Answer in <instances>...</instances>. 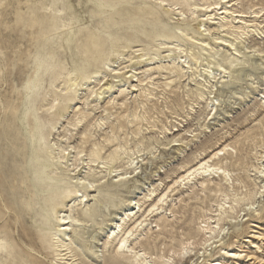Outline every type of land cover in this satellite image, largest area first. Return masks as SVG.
Returning a JSON list of instances; mask_svg holds the SVG:
<instances>
[{
  "label": "rangeland",
  "instance_id": "1",
  "mask_svg": "<svg viewBox=\"0 0 264 264\" xmlns=\"http://www.w3.org/2000/svg\"><path fill=\"white\" fill-rule=\"evenodd\" d=\"M140 1L127 0L120 4L130 11ZM165 1L177 4L176 9H179L170 12L166 6L158 8L160 25L189 29L183 34L177 33L180 37L177 40L154 36L138 40L129 38L136 28L119 23L118 15L113 21L106 20L110 12L116 13L118 9L109 0H0V140L7 134L2 127L12 121L9 104L15 100L14 93L22 91L23 100H33L29 105H19L21 113L29 109L35 126L36 134L30 143V165L39 164L44 172L40 175L30 173L37 183L31 190L38 192L40 198L34 208L39 212L42 206L51 204L57 212L83 221L70 233L73 252L77 253L76 263L107 264L111 261L117 242L108 244V234L113 220L117 216L124 217L129 209L126 203L130 201L138 202L140 210L135 207L123 229H131L142 221L131 243L136 251L146 252L150 264L228 263V253H223L222 248L248 252L250 245L245 239L253 231L264 233V176L259 178L255 170L258 166L255 157L264 155V0H226L229 2L219 6L228 10L224 20L218 9L210 13L206 10L217 0H188L189 4L197 6L194 14L188 13L192 8L181 5V0ZM180 11L185 13L184 18ZM17 17L32 21L33 27L19 33ZM127 18L124 15L121 20ZM199 23L202 27L197 30L194 26ZM19 27L22 29L23 23H19ZM41 27L46 35L40 33ZM91 32L96 33L107 51H121L122 46L127 48L118 60H113L117 61L115 64L111 62L109 68L100 69L97 79L83 84L86 80L79 48ZM201 41L209 45L207 51L198 45ZM163 42L169 43L168 46H161ZM178 43L183 53L166 49ZM138 49L141 50L139 54H147L144 58L149 62L137 61V53L132 54V61H129L130 53ZM47 50L55 51L54 57L47 56ZM154 53L158 56L153 58ZM191 53L199 57L198 63L189 56ZM185 54L192 71L180 80V72L170 69L172 59ZM210 55H214V59H210ZM233 55L241 63L230 67ZM209 60L229 70L224 79H211L215 88L210 96L218 100L215 115L210 112L209 100L198 97L200 91L208 89L205 88L208 71L220 70L216 66L207 70ZM126 66L127 70L122 72L132 69L136 78L129 79L128 83L112 78L115 76L113 68ZM99 81L100 84L96 83ZM107 83L110 90L96 100L91 92ZM128 84L137 86V92L127 95L132 90ZM68 97L73 100L67 102ZM52 106L54 109L50 110ZM59 111L64 117L53 116ZM84 115L88 116L85 120ZM63 136L69 138L68 141ZM60 145L68 146L71 155L65 165L54 167L52 157H57ZM225 145L230 147V152L225 159L214 163L227 170V181L205 177L187 184L179 183V177L187 170ZM47 147L52 148V155ZM38 151L45 153L48 159L36 158ZM76 151L81 152L86 162L95 160L92 152L98 151L99 158L96 167L88 169L84 164L79 173L78 177L83 178L90 175L89 179L98 186L85 191L87 203L75 210L70 208L72 201L61 202L55 195L67 188ZM128 160L134 161L132 169L139 161L132 174L134 177L114 183L117 180L114 176L128 169ZM115 169L119 172H113ZM51 178H60L57 188L53 187L54 182L50 183ZM73 178L74 182L76 177ZM112 182L115 187L109 194L102 185ZM12 185L11 182L6 184L10 194L14 193ZM259 187L262 193L256 196L250 210H245L249 206L244 203L234 202L235 198L243 199ZM162 195H165L164 203L149 212ZM222 204L224 208L232 205L239 211L238 222H220L225 229L223 239L219 247L211 252L208 248L205 253L200 250L204 239L201 227L208 219L212 227L217 225ZM12 208V203L1 208L5 216L0 221V264H40L33 253L45 257L43 264H61L55 258V253L59 252L51 237L53 225L44 229L41 221L32 216H26L23 224L25 214L19 215ZM27 235L29 239L24 240L22 236ZM189 247L193 252L179 262L180 252ZM33 248L35 251L31 250ZM249 254L264 259V253ZM125 259L133 264L143 261L129 254ZM259 259L247 261V258L237 264H260Z\"/></svg>",
  "mask_w": 264,
  "mask_h": 264
},
{
  "label": "bare ground",
  "instance_id": "2",
  "mask_svg": "<svg viewBox=\"0 0 264 264\" xmlns=\"http://www.w3.org/2000/svg\"><path fill=\"white\" fill-rule=\"evenodd\" d=\"M111 2H114L116 6L118 7L116 13L110 12L108 16L106 17L107 21H113L115 19V15L119 16V23L128 24L132 28H136V32L128 35L129 38L138 40L139 37H143L145 39L151 38V37H162L166 39H178L177 33L183 34L184 30H189L187 26L181 27V26H161L159 18H160V12L158 11V8L160 7H168V11L173 12L176 9L177 4H170L167 3L165 0H155L153 3L146 2V0H141L140 2H136V5L132 7V10L128 11L122 7L120 4L121 2L127 1V0H109ZM181 5H184L186 8H192V10H189L188 13L194 14L195 10L197 9V6L191 5L188 3V0H181ZM229 1H222L217 0L213 4H210L207 6L206 10L207 12H212L216 9L220 11L219 15H223L221 19L224 20L226 18V15L228 14V10L226 8H222L219 6L221 4L227 3ZM120 4V5H119ZM181 15V18L185 17L184 12H179ZM124 15L128 16L127 19L121 20V17ZM19 23H23V28L21 29L19 27ZM16 25L18 26L17 30L19 33L23 32L24 28H32V21H28L22 17H17L16 19ZM202 27V24L199 23L198 25L194 26L195 29L199 30V28ZM25 29V30H27ZM29 29V30H30ZM37 33H39L37 31ZM40 33H43L42 35H46V31H44V27L40 28ZM27 34V32H26ZM200 45L203 49V51H207L206 46L209 47L205 41H201ZM169 43L163 42L160 43L161 46H168ZM230 47L234 48V45L232 42H229L228 44ZM45 49V45H42ZM172 47H167L166 49H169V51L178 50V54L183 53L184 50L182 49V46L178 43L176 45H173ZM126 46L121 47V51H107L101 43L100 38L96 35L95 32H91L87 35L86 39L80 46L81 56L84 63V80H86L83 84H86L88 80L91 79H97V76L100 74V69L104 70L105 67L109 68V64L113 62L115 64L117 61H113L114 59L118 60L122 55L123 52L126 50ZM130 50V47H128ZM210 50H213L210 48ZM141 50H135L130 53L128 56L129 61H132V54L137 53L135 56L137 57V61L139 62H149L147 58H144L147 54H139ZM45 54L50 57H54L55 51L47 50L45 51ZM158 54L154 53L153 58L157 57ZM194 63H198L199 57H197L194 53H191L189 55ZM125 58V57H124ZM183 60H180V59ZM209 58L214 59V55H210ZM234 60H229L230 67H235L239 63H241V60H239L238 57H235L233 55ZM238 58V59H237ZM172 65L170 71H178V78L181 80L182 78H185L186 75L190 74L192 71V65L189 64L190 60H188L187 55L180 56L177 59H172ZM184 64L183 66L180 64ZM27 64V62H26ZM235 64V65H233ZM101 66V67H100ZM211 66L217 67L220 70L215 72L214 70H210ZM113 67V66H112ZM27 68V67H26ZM128 66L123 68H113L111 71L114 72L113 75H115L114 79H118L119 83H128L129 79H133L137 77V74H135V71L130 69L129 71L122 72V70H127ZM207 70L208 71V81L207 86L205 88L207 90L200 91L198 94V97L200 99H205L208 101V106L210 107V112L213 111L214 115L217 113V106H218V100H214V96L211 97L210 95L214 91V82H211V79L213 80H220L224 79L226 76V73H229L228 69H225L220 63L214 62L212 60H209L207 62ZM110 71V72H111ZM111 72V73H112ZM130 74V75H129ZM111 76V75H110ZM188 78V77H187ZM130 81V80H129ZM139 81V80H137ZM100 84L99 82H96ZM133 83V81H131ZM106 85V86H105ZM130 87H132V90L130 92H127V95H131L134 92H137L135 88L137 86H134L132 84H128ZM103 88V91H101V88ZM93 90V89H92ZM110 87L109 84H102V86L97 91H92L91 94L94 95V98L96 100L102 99L101 95L104 91H109ZM128 90V89H127ZM206 93V94H205ZM15 100L9 104L11 108V122L7 124L6 126L2 127L3 131H6V138L4 140H0V221L5 216V213L2 212L1 208H6L8 205L13 206V211L16 213L18 212L19 215L25 214L22 218V223L25 224L27 219L25 218L32 216V218H36V220H40L41 224L44 229H49L50 225H53L54 233L51 235L53 241H55L54 245L58 249L55 253V258L57 261H60L61 264H80L76 263V256L77 253L73 252V244H72V238H71V231H74L76 228H78L83 221H80L79 219H75L73 217H70L69 215H64V213H59L56 211V209L50 204L47 206H42L39 210V212L34 208V206L39 203L40 198L38 195V192H33L31 188L36 183V180L32 179L30 176V173L34 174H42L43 167L39 164H35L33 166L30 165L31 159H29V153H30V143L33 141L34 135L36 134L34 131V123L31 117V112L28 110L23 111L22 113L19 111V105L20 103L31 104L33 103L32 99L29 100H23L22 99V91L21 92H15ZM126 95V96H127ZM197 98V97H196ZM67 102H71L73 99L72 97H68ZM214 100V101H213ZM8 106V105H6ZM54 106L50 108V110H53ZM6 114V113H5ZM4 114V117L6 116ZM21 114V116H19ZM54 117H64V114L59 111L58 114H54ZM88 116L84 115L83 120H85ZM82 120V121H83ZM19 121V123H18ZM81 122V121H80ZM56 127V126H55ZM66 136V135H65ZM63 136V138H65ZM62 138V139H63ZM69 138H65V141H68ZM264 146V143H262ZM53 146V145H52ZM68 146H57V157H52V160L54 161L53 166L56 167L57 165H65L68 161V158L71 155V152L67 149ZM46 150L50 155H52L54 152H52V148L47 147ZM230 152V147L228 145H225L222 149L217 150L216 153L212 154L213 151H209V154H212L207 160H201V162H197L198 164L190 168L186 171V173L179 177L178 181L179 183L185 182V184L191 182L192 180L198 178L203 179L205 177H212L218 178L220 181L226 180L229 177V174L225 168H222L218 165V163H214V161H218L225 159L227 154ZM92 155L94 156L95 160L92 159L89 162H86L82 159L81 152L76 151L74 153L73 161L70 166H73L70 170L72 174L69 176V181L67 184V188L64 190H61L56 194L55 196H58L60 198V201L63 202L66 199H69L72 201V205L70 208L75 209L78 206L83 205L84 203H87L88 200H86L87 195L85 191H90L97 188V186L94 185L95 181H91L89 179L90 175H86V177H78L81 169L84 168V164H86V167L88 169H92L95 166V162L99 158V152H92ZM202 156V155H201ZM36 158L47 160V156L45 153L38 151L36 154ZM201 159V158H200ZM257 160V167H255V170L260 175L258 176L263 177L264 176V155H260L258 157H255ZM44 162V161H43ZM138 162L135 164V168L132 169V166L134 164V161L128 160L126 162L127 168L126 170H123L122 173L116 174L114 177H117V180L114 181V183L117 182H123L127 179H131L134 176L132 174L136 171ZM77 163V165L75 164ZM92 164V165H90ZM104 164V163H102ZM82 165L81 168L79 166ZM105 166L103 165L100 167L103 169ZM132 169V172H129L128 170ZM90 172V171H89ZM113 172H119L117 169L113 170ZM121 172V171H120ZM73 177H76V180L73 182ZM103 177H100L97 182H99ZM10 179V181H9ZM60 178H51L50 183L54 182L53 187L57 188L58 182ZM12 183V188H14V193L10 194L6 189V184ZM124 184V183H122ZM115 186L113 185V182L111 184H105L102 185V188L105 189L106 192L111 194L112 189ZM261 187L256 189L254 193L249 194L247 197L243 199H234V202L237 204L242 202L243 205L249 206L245 210H250V206L254 205L255 198L258 194H261L260 192ZM4 198H6V201H4ZM165 195H162L158 202L151 206L149 212H153L156 208L158 209L159 206H161L164 203ZM6 202V204L4 203ZM225 203V202H224ZM7 205V206H6ZM127 208H129L126 213H124V217L121 216L120 218L117 216L115 220H113V227L110 229V232L108 234V244H112L115 241L117 242L114 246L112 253L113 255L110 257L111 261L107 264H133L132 261L129 259H125V255L129 254L130 257L137 258V259H143L141 264H150L149 261H147V255L146 252L143 251H136L135 245H132L131 241H133L134 232L141 226L142 221L137 223L135 226H133L131 229L124 230L123 228L127 225V221L130 220V216L133 215V210H135V207L138 208V211L140 210V206L137 203L133 204V201H130L126 203ZM220 206V205H219ZM224 205L222 204V207L220 208V212L217 215V225L212 227L207 220L206 224L201 227V231L203 232L204 239L200 243V250H203L205 253L207 252L208 248L211 252L213 249H216L218 246V243H220L223 239V235L225 233V229L223 226H220V222L230 223V222H238V212L234 206H229L224 208ZM229 209V212H226L225 210ZM244 211V210H242ZM256 211H254L255 213ZM136 215V214H134ZM12 227V225H10ZM257 227V226H252ZM259 229V228H258ZM228 233V232H227ZM252 234L248 237V239H245V243H248L250 246H248L250 250L247 251H225L224 248L223 253H228L226 256V260L228 263H221L220 261H213L210 264H237L239 261L247 259V261L255 259L258 260V257H253L249 253H255L260 254L264 253V233L253 231ZM62 235V238L61 236ZM221 236V237H220ZM24 240L27 238L29 239V236H22ZM220 238V239H219ZM252 239V240H251ZM223 245V244H222ZM188 246H191V243H188ZM221 246V245H220ZM32 251H35V249H31ZM193 248H184L182 249V258H180L179 262H181L186 255H189L193 252ZM66 252V253H62ZM246 253L245 255H242ZM37 258H35L36 262H39L40 264H43L45 262V257L42 254L39 253H33ZM124 260V262H123ZM68 261H71L70 263ZM230 262V263H229ZM260 264H264V259H259ZM167 264H173V263H167Z\"/></svg>",
  "mask_w": 264,
  "mask_h": 264
}]
</instances>
